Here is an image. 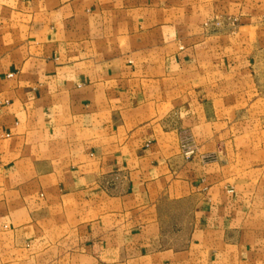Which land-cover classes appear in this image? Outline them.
<instances>
[{
  "label": "crops",
  "instance_id": "obj_1",
  "mask_svg": "<svg viewBox=\"0 0 264 264\" xmlns=\"http://www.w3.org/2000/svg\"><path fill=\"white\" fill-rule=\"evenodd\" d=\"M0 264H264V0H0Z\"/></svg>",
  "mask_w": 264,
  "mask_h": 264
},
{
  "label": "built area",
  "instance_id": "obj_2",
  "mask_svg": "<svg viewBox=\"0 0 264 264\" xmlns=\"http://www.w3.org/2000/svg\"><path fill=\"white\" fill-rule=\"evenodd\" d=\"M184 155L188 158L195 152V147L193 145H189L187 143L183 144Z\"/></svg>",
  "mask_w": 264,
  "mask_h": 264
}]
</instances>
